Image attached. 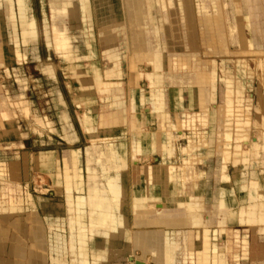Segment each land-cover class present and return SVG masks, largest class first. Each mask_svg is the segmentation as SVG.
I'll list each match as a JSON object with an SVG mask.
<instances>
[{
    "label": "rangeland",
    "instance_id": "1",
    "mask_svg": "<svg viewBox=\"0 0 264 264\" xmlns=\"http://www.w3.org/2000/svg\"><path fill=\"white\" fill-rule=\"evenodd\" d=\"M94 1L28 0L32 9L31 20L33 22L28 24L27 34L30 36L29 40L37 39L36 53L30 49L32 44L25 43L22 37H19L18 42L11 40L12 31L9 30L0 14V131L9 130V132L0 134V164L8 162L16 169V171L8 169L3 171L4 173L0 171V201L7 203L12 198L17 201L20 199L21 202L24 201V205L33 206L36 196H51L52 193L61 189L62 185L65 188L64 170L68 189H71L73 175L77 177V180L83 181L85 178L87 180L91 177V172L96 175L93 176L96 181L95 185L100 186L98 181L101 180V173L102 176H107L104 173L107 168L104 167L105 155L110 158V154L114 153L115 158L116 153L121 155L124 150V143H120L116 147L111 139L100 137L97 131L98 127L102 129L110 125L112 118V122H114L113 107L116 112L119 103L117 93L123 95L121 79L123 76L129 78L133 73L132 84L134 87L130 94V96L134 94L132 106L135 102L139 108L142 102L150 99L153 102L156 98V87L152 85L156 81L151 56L143 55L142 59H138L135 52L128 48L131 32L136 30L140 34L141 27L144 26L148 28L149 32H153L154 41L158 42L162 48L161 60L164 68L162 76L164 78L168 77V81L175 84L176 77L186 79L190 74H196L206 82L202 88L208 92L210 101L205 103L204 100V107H206L197 109L206 119V123L196 122L197 131L205 130L211 125L220 127L218 134H208V141H212L209 145L215 155H218L223 149L221 162L224 164V169L226 170V167L232 165L237 172L236 175L238 174L237 182L240 189L244 193L247 192L249 164L252 162L256 176H259V172L261 173L264 169V115H259L260 113L264 114V95L262 99L258 95V90L264 92V43L261 41L264 40V10H262L264 6H260V16H258L255 11L257 7L250 0L244 1L245 8L241 2L240 8L245 10L247 16H251L252 27L255 36H257L254 37L253 49H242L236 44L239 28L237 19L236 33L231 34L233 38L228 36L227 25L230 20V22L233 21L231 16L232 0H218L223 23L221 26L215 20V11L212 7L216 0H178V7L176 6L177 0H161L163 6L159 11L152 6V2L155 3L158 0H150L151 3L147 0H138L142 4L137 10L134 8V12L137 14L138 11L139 20L137 18L132 20L129 16L126 5L128 0H108L103 5H98ZM130 2L132 1L130 0ZM73 4L77 6L75 7ZM79 4H81L82 12L75 14L73 8H77ZM203 12H206V15H202ZM245 26V35L250 37L247 29L248 23ZM201 27L204 30L200 29ZM218 29L223 30L222 33L226 40L224 45L223 42L221 43L223 38L217 36ZM111 35L114 42L111 45L119 47L120 52L116 57L121 63L122 70L120 69L121 73L116 74L117 79L108 78V73L112 70V62L103 54L104 42ZM45 36H47V42H45ZM174 58L180 59L178 64L174 62ZM238 58L241 59L236 61ZM147 71L150 72V79L147 78ZM223 72H225V80L228 75L232 81L230 83V80L227 79L230 84L226 83L225 101L222 103L221 87L223 85L220 78ZM209 74L216 78L217 92H215L214 99L209 82L207 83ZM142 77L147 79L149 84L147 88L152 93H150L149 99L133 93L139 89H136L135 85ZM187 80L189 82V79ZM176 91L177 88L175 97ZM262 92L261 94H263ZM153 94L155 95L152 96ZM84 95L95 96L93 98H96L98 117L91 114L90 111H84L79 115L82 127L84 120L89 116L87 124L83 127L87 136H84L76 124V130L79 132L81 140L73 146H80L83 151L85 149L83 165L81 166V154L78 148H75L78 150H69V154L64 157V165H62L61 150L72 147V144L66 143L62 139L65 124L60 116L66 112V106L70 110L73 109L71 101L80 107L77 111L86 110V105L89 102H81L85 98ZM205 96L199 94L201 100H207ZM110 99L112 102L109 101ZM189 103H191L190 99ZM179 106L178 102V109ZM256 106L259 107V113L253 111V107L255 109ZM220 108L223 109V112H220ZM78 112L80 113V111ZM188 112L194 111L185 110L177 113L174 117L175 121H170L172 123L171 133L180 137L177 139L179 144H185L187 141V134L184 133L187 128L181 119H184ZM163 114L170 116L168 109ZM96 118L98 120L100 118V121L98 122ZM100 135L105 136L107 133L101 132ZM202 135H195V141L203 143ZM90 136L93 137L89 139ZM165 136L162 132L158 133L159 145L164 141ZM137 138V135H134L133 144ZM255 138L258 139V142L254 145ZM105 145L111 146L113 151L106 150ZM188 153L191 152L185 154ZM160 169L153 166L150 168V174L156 170L153 174L157 175L158 182L163 177L162 169ZM225 170L222 171V174L227 172ZM188 171L194 173L193 166H190ZM121 172L122 170L119 169L111 178L120 180ZM109 173H113L112 170ZM230 181V176L227 174L223 182L229 185ZM184 182L190 184L193 181L185 179ZM102 186L106 189V185ZM224 187L234 202L231 187ZM257 191H261V187H258ZM242 197L239 198V203L241 202V205L245 206L248 201L244 195ZM260 197L262 198V196ZM108 199L114 206V211H122V198L116 199L113 195H108ZM176 202L178 200L164 199L157 204L164 203L174 207ZM136 203L135 209L136 205L141 208H144V205L147 206L142 200H137ZM181 203L189 213L192 212L191 214L196 211V208H192V204L200 205V207L204 205L203 199L199 195L187 197L181 200ZM241 211L244 213V209ZM230 215L231 210L228 211L229 226L232 225L230 221H233ZM18 216L23 215L15 212L11 214L10 220L13 221V218ZM116 216L123 215L117 214ZM186 216H190V214ZM256 217L263 220L264 213H260V216L256 215ZM3 221L0 218V225L13 231L7 221ZM239 221L243 223L240 217L237 218L236 223ZM258 222L259 220H257ZM69 225L68 232H70ZM48 226L53 231L58 227V224L49 222ZM232 228L236 230L235 232L239 230L241 238L246 235L247 243L244 251L239 243L236 244L232 231L228 233V238L224 237L225 241L231 240L229 243L231 249L227 256L228 264H264V232L248 226L236 225ZM234 255H236V259Z\"/></svg>",
    "mask_w": 264,
    "mask_h": 264
},
{
    "label": "crops",
    "instance_id": "2",
    "mask_svg": "<svg viewBox=\"0 0 264 264\" xmlns=\"http://www.w3.org/2000/svg\"><path fill=\"white\" fill-rule=\"evenodd\" d=\"M244 1L234 0L237 24H239L236 44L242 49H253L254 37L257 36H255L252 27L251 16H247L245 10L240 8L241 2L245 8ZM250 1L257 7L255 11L260 16V6H264V0ZM218 4L217 1L212 4L215 18H221ZM156 7H159V4ZM203 13L205 14L202 15H206V12ZM245 22L248 23L247 29L250 37L245 35ZM144 29L145 26L141 28L140 33ZM261 41L264 43V40ZM243 45L245 47H242ZM157 46V48H161L159 45ZM134 52L138 59H142L143 55H148L140 50ZM103 54L105 55V52ZM149 54L151 56L157 53L150 52ZM179 61L180 59H174L176 64ZM118 62L112 66L108 78H118L116 74L121 73L122 70L121 63L119 60ZM143 66L141 67L142 70ZM163 69L162 66L161 72ZM154 70L156 83L153 82V86L156 87L155 94L158 100L153 97V102L152 99L142 102L139 108L134 102L132 106L134 94L132 96L130 94L134 87L132 84L133 73L129 78L123 76L121 79L123 95L117 93L120 105L118 104L116 112L113 107L114 122H112V118L111 124L107 127L102 129L98 127L99 136L111 139L116 147L120 143H124V150L121 155L116 153L115 158L113 157L114 153L111 154L110 158L105 155L104 167L107 168L104 173L107 176H102L101 173V180L98 181L100 186L95 185L96 181L91 172V177L86 180L85 175L83 181L77 180V177L73 175L72 184H70L71 189H68L64 170L66 188L62 185L61 189L55 191L54 194L52 193L51 196H36L33 206L24 205V201L21 202L20 199L17 201L12 198L7 203L0 201V218L7 221L13 229L12 231L0 225V264H108L112 263L113 260L117 261L113 254L116 247L120 248L122 252L128 253L130 251L136 257V261L143 264H228L227 256L231 249L229 246L231 240L225 241L224 237L228 238V233L232 231L236 244L239 243L244 251L247 243L246 235L241 238L239 230L235 232L236 230L231 229V227L236 225L248 226L264 232V224H258V217H256L264 209V186L261 185H264V169L261 173L259 172V176H256L252 162L249 164L248 188L245 193L240 189L237 182L238 174L236 175L237 172L232 165L227 167L226 174H222L224 164L221 162V151L223 149L218 155H215L209 145L212 141H208V134H218L220 127L211 125L198 132L196 122L206 123V119L200 112H188L185 114V118L181 119L187 128V132L184 131L187 134L186 143L179 144L177 141L172 143L173 134L171 133L172 123L170 121H175L174 117L177 113L184 110L196 111L205 105L204 101L199 98V94H202L203 91V83L199 76L190 74L191 76L189 75L186 79L176 77V80H173L175 84H172L168 81V77L158 78L156 69L154 68ZM146 74L147 78L150 79V72L147 71ZM214 82L211 85L213 99L216 95L215 92H217L216 78ZM220 82L223 85L221 87L223 103L226 90L225 72H223ZM147 85L148 81L145 77L138 79L135 87L140 90L138 89L133 93L146 98L150 97ZM179 92L184 94L185 108L180 105L178 109ZM84 96L85 98L81 102H89L86 105V110H78L79 113L77 109L80 107L71 101L73 109L70 110L66 106V112L60 116L65 124L62 139L66 143L72 144V147L61 150L62 165H64V157L69 154L70 149L80 150L81 166L83 165L85 149L83 151L82 147L73 146L81 140V136L76 130V124L84 136H87L80 123L79 115L84 111H90L91 114L98 117L96 98H93L95 96ZM189 99L191 103H189ZM61 101L64 102L63 99ZM90 101L93 102L90 103ZM109 101L112 102V99ZM167 109L169 117L163 114ZM96 119L98 122L100 121V118L99 120ZM223 131L225 132V129ZM1 132H9V130L0 131V134ZM101 132L107 133V135L102 136L100 135ZM159 132L166 135L160 145L157 138ZM199 134H203V143L194 139L196 138L195 135ZM205 134L207 135L205 136ZM134 135H137L138 138L133 144ZM92 137L90 136L89 139ZM95 137L98 138V136ZM106 145V150L111 149L113 151L111 146ZM187 152L191 153L185 154ZM189 156L191 157L189 158ZM152 166L162 169H160L163 173L161 181L158 182L157 175L153 174L156 170L150 174ZM190 166H193L194 173L188 171ZM8 169L16 171L11 163L0 164L2 173ZM119 169L122 170L120 180L111 178ZM110 170L113 173L110 174ZM227 174L231 180L229 185L223 182ZM192 175L198 177L194 180ZM105 178H107V184ZM185 179H190L193 182L185 184ZM103 184L106 185L107 190L102 186ZM224 186L231 187L234 202H232V196L230 197L229 193L225 191ZM258 187H261V191H257ZM107 194L113 195L116 199H123L121 209L124 213L113 210L114 206L110 204ZM194 195L201 196L204 203L203 209L193 211L195 216L201 217L200 226L194 224L193 219L186 216L192 212L189 213L181 203V200ZM242 195L247 198L249 204L254 203L241 205L239 198ZM164 199L178 200L173 205L174 207L166 210V214H163L159 207L162 203L157 204ZM137 200H142L147 206L144 205V208H141V206L136 205L135 209ZM242 209H244V213L241 211ZM230 210V217L233 220L230 221L231 226L228 225V211L230 212ZM15 212L22 213L23 216L12 217L13 221H11L10 216ZM117 214L123 216L118 217ZM171 214L179 215V218L172 219L169 217ZM239 217L247 225L241 221L236 223ZM164 218L168 221L163 222ZM49 222L58 224V227L51 231L48 226ZM68 224H70V232H68ZM228 248L229 250H227ZM121 255H119L118 262L127 264ZM234 257L236 259V255Z\"/></svg>",
    "mask_w": 264,
    "mask_h": 264
},
{
    "label": "bare ground",
    "instance_id": "3",
    "mask_svg": "<svg viewBox=\"0 0 264 264\" xmlns=\"http://www.w3.org/2000/svg\"><path fill=\"white\" fill-rule=\"evenodd\" d=\"M132 2H130V0H128V4L126 3V5L128 6V11H129V16L132 18V20H134V19H136L137 18V20H139V16H138V11H137V14H136V12H134V8L137 10V8H139V6L142 4L140 1H138V0H131ZM148 2H152V1H150V0H147ZM154 1H156V0H154ZM217 1V3H219V1L218 0H216ZM96 4H98V5H103L105 2H108V0H95L94 1ZM126 2V1H125ZM177 2L178 3H176V6L178 7V5H179V1L177 0ZM155 4H156V6H158V4H159V7L160 8H162V6H163V3H162V1L161 0H158V2H152V6L154 7V9L156 8V10H160V8L159 7H155ZM182 4V3H181ZM75 7L77 6V5H75V4H73ZM223 5V4H222ZM228 5V4H227ZM218 6H220L219 4H218ZM129 7H132V8H129ZM231 8H232V12H231V16H232V19H233V21L232 22H230L229 21V23H228V25H227V29L229 30L228 32H229V37H231V38H233V35H231L232 33L233 34H235L236 33V29H237V24H236V12H235V6H234V0H232V4H231ZM0 9H1V13L0 14H2V17H3V21L6 23V25L8 26V28H9V30H11L12 31V34H11V40H15L16 42H18V39H19V37H22V39L24 40V42L25 43H27V42H29V43H31L32 44V47L30 48L31 50H32V52L33 53H36V45H37V39H33V40H29V38H30V36L27 34V30H28V24H30V22L32 21L31 20V13H32V9H31V7H30V5H29V3H28V0H1V5H0ZM85 9V8H84ZM135 10V11H136ZM73 11H74V13L76 14V13H81L82 12V9H81V4H79L78 5V7L77 8H73ZM166 12V11H165ZM223 12V11H222ZM62 14V13H61ZM205 14V13H204ZM219 14H220V11H219ZM224 15V14H223ZM225 16V15H224ZM154 17V16H153ZM64 18H66V17H64ZM72 19V18H71ZM70 19V20H71ZM224 19V18H223ZM215 20H217V22H219V23H217V24H220V26H221V24H223L222 23V19L221 18H215ZM64 21V20H63ZM33 22V21H32ZM35 22H37V21H35ZM163 22V21H162ZM210 22V21H209ZM178 23V22H177ZM62 24V23H61ZM60 24V25H61ZM33 25V24H32ZM166 25V24H165ZM28 26V27H27ZM59 26V25H58ZM33 27V26H32ZM61 27V26H60ZM204 27V26H203ZM36 28V27H35ZM59 28V27H58ZM141 28H143V27H141ZM172 28V27H171ZM205 28V27H204ZM204 28H200V29H202V30H204ZM67 29V28H66ZM150 29V28H149ZM156 29V28H155ZM194 30V29H193ZM67 31H68V29H67ZM136 31V30H135ZM223 31V30H222ZM222 31L221 30H219L218 29V31H217V36L218 37H221V38H223V40L221 41V43L223 42V45L224 44H226V40L224 39V33H222ZM37 32H38V30H37ZM41 32V31H40ZM160 32V31H159ZM169 32V31H168ZM238 32V31H237ZM165 33H166V30H165ZM38 34V33H37ZM41 34V33H40ZM202 34H205V33H202ZM63 35V34H62ZM207 35V34H206ZM67 37V36H66ZM110 38H112V40H110ZM170 38V37H169ZM205 38V37H204ZM220 38V39H221ZM155 39L153 38V32H149V30H148V28L147 27H145V29L140 33V34H135V32L134 31H132L131 32V39H130V45L128 46V48H130L133 52L134 51H136V50H140V51H143V52H146L147 54H148V56H150V52H155V53H157V54H155V55H151V59H152V65L154 66V68L156 69V72H157V77L158 78H163L162 77V72H161V68H162V60H161V54H162V48H157L158 46V42H155L154 41ZM158 41H159V39H158ZM161 41V40H160ZM178 41V40H177ZM233 41V40H232ZM45 42H47V36H45ZM66 42V41H65ZM65 42H64V44H65ZM208 42V41H207ZM114 42H113V37H112V35L108 38V39H106V41L104 42V46H105V49H104V52H105V55L107 56V58L112 62V66L113 65H115L116 63H119L118 62V59H117V57H116V55H118V54H120V52H119V50H118V48H117V46H115V45H111V44H113ZM169 43V42H168ZM171 43H172V41H171ZM228 43V42H227ZM175 44V43H174ZM19 45V44H18ZM9 46V45H8ZM157 46V47H156ZM226 46V45H225ZM171 47V46H170ZM175 47V46H174ZM179 48H180V46H179ZM16 49V48H15ZM176 50H177V48H176ZM207 50V49H206ZM14 52H16L15 50H14ZM252 52H254V51H252ZM159 53V54H158ZM209 53V52H208ZM36 57H38L37 55H36ZM179 57V56H178ZM227 58V57H226ZM117 59V60H116ZM174 59H178V58H174ZM239 59H241V58H238L236 61H238ZM229 60V59H228ZM214 61V60H213ZM215 61H216V59H215ZM240 62V61H239ZM110 63V62H109ZM214 64V63H213ZM213 66V65H212ZM119 67V66H118ZM118 70V69H117ZM150 70H151V68H150ZM154 70V69H153ZM212 71V70H211ZM155 75V74H154ZM200 75H202V74H200ZM209 77H208V81H207V83L209 84V86L211 87V85H212V83L215 81H213V78H215V77H213V75L212 74H209L208 75ZM227 77V79L228 80H230V83H231V81H232V79L227 75L226 76ZM227 79H226V83H228V84H230L228 81H227ZM201 80V82L203 83L202 85L204 86L205 84H206V82H204L202 79H200ZM215 83V82H214ZM149 85V84H148ZM151 85V84H150ZM153 85V84H152ZM162 85V84H161ZM262 85V84H261ZM202 86V87H203ZM227 86V85H226ZM258 87H259V85H258ZM151 89H153V88H151ZM160 89V88H159ZM228 92V91H227ZM261 90H258V95H259V97L262 99L263 98V95H264V92H262L263 94H261ZM119 93V92H118ZM151 93V92H150ZM202 94L203 95H206L205 97L207 98V100L206 99H203V101L205 100V103L206 102H209L210 101V96L208 97V92H206L204 89H203V91H202ZM155 95V94H154ZM154 95H152V96H154ZM214 96V95H213ZM262 96V97H261ZM205 97H203V98H205ZM156 100H158V98L156 97L155 98ZM120 101V100H119ZM123 101V100H122ZM178 102H179V104L181 105V106H183L184 107V94H181L180 92H179V97H178ZM249 102V101H248ZM258 102V101H257ZM204 103V104H205ZM119 104V103H118ZM256 104V103H255ZM120 105V104H119ZM161 105H163L162 103H161ZM235 105V104H234ZM237 105V104H236ZM264 105V104H263ZM217 107V106H216ZM237 107V106H236ZM185 108V107H184ZM202 108H205L204 107V105H203V107ZM256 109V110H255ZM254 109V107H253V111H257L256 113H259V107L258 106H256V108ZM262 109V108H261ZM185 111V110H184ZM194 112H198V110H196V111H194ZM220 112H223V109L222 108H220ZM228 112V111H227ZM208 113V112H207ZM222 115H223V113H222ZM254 115H257V114H254ZM259 115H264V114H259ZM253 117V116H252ZM87 119L86 120H84V122H83V127H85V124H87V122H88V116L86 117ZM263 118V117H262ZM198 119V118H197ZM196 120V119H195ZM263 120V119H262ZM259 121V120H258ZM67 123V122H66ZM122 125V124H121ZM70 126H71V124H70ZM229 126H228V124H227V128H228ZM72 128V127H71ZM84 130H85V128H84ZM222 132V131H221ZM68 135V134H67ZM74 136V135H73ZM177 136V135H176ZM175 135H173L172 136V143H174L175 141H177V139H179L178 137H176ZM70 141V140H69ZM258 142V139L257 138H255L254 139V141H253V144L255 145L256 143ZM179 143V142H178ZM136 145V144H135ZM176 150V149H175ZM226 154V153H225ZM111 155V154H110ZM113 155V154H112ZM114 157V156H113ZM138 157V156H137ZM117 160H118V158H117ZM122 165V164H121ZM226 167V166H225ZM227 168V167H226ZM225 169H224V167H223V171H224ZM227 171V169L225 170V172ZM105 172V171H104ZM223 173V172H222ZM224 174H226V173H224ZM107 175V174H106ZM95 176V175H94ZM193 176V175H192ZM196 178V175L195 176H193L192 178ZM195 178H194V180H195ZM85 180V179H84ZM116 180V179H115ZM88 182V181H87ZM76 183V182H75ZM196 183V182H195ZM121 184V183H120ZM112 185V184H111ZM84 187V186H83ZM66 188V187H65ZM96 188H98V187H96ZM196 188H197V185H196ZM195 188V189H196ZM109 189V188H108ZM106 190H107V188H106ZM111 190V189H110ZM73 191V190H72ZM203 199V198H202ZM71 200V199H70ZM106 201H107V199H106ZM223 206H224V204H223ZM73 207V206H72ZM98 207V206H97ZM160 208H161V211L163 212V214H166L165 212H166V210H168L171 206H169V205H166V204H161L160 206H159ZM203 207H204V205L202 206V207H200V205H194V204H192V208H196V211H198V210H201V209H203ZM70 208V207H69ZM101 208V207H100ZM198 209V210H197ZM68 210V209H67ZM70 210V209H69ZM87 211H89V210H87ZM117 212V211H116ZM93 213V212H92ZM177 213V212H176ZM260 213H264V209L263 210H261L260 211ZM260 213H259V216H260ZM88 217V216H87ZM119 217V216H118ZM162 217V216H161ZM170 218H172V219H176V218H179V215H175V214H171L170 216H169ZM168 217V218H169ZM187 217H190L191 219H193V221H194V224H197L198 226H200L201 225V223H200V219H201V217L200 216H195L194 215V213L193 214H190V216H187ZM246 217V216H245ZM167 218V217H166ZM166 218H164L162 221L163 222H167L168 220H166ZM257 220H259V224H264V218H263V220L261 219V218H258ZM93 227V226H92ZM92 231V230H91ZM91 233V232H90ZM104 233V232H103ZM110 233V232H109ZM91 235V234H90ZM113 241V240H112ZM135 241V240H134ZM66 242V241H65ZM64 242V243H65ZM136 244V243H135ZM67 246V245H66ZM113 247V246H112ZM87 248V247H86ZM125 248V247H124ZM136 248V247H135ZM119 249V250H118ZM134 250V249H133ZM63 251H65L64 249H63ZM93 252V251H92ZM113 252V251H112ZM124 253V254H123ZM90 254V253H89ZM101 254V253H100ZM114 257L115 258H117V261L115 262L114 260V262L112 261V263H108V264H120L119 262H118V258H119V255H121V256H123V258H124V260H125V262L127 263V264H143V263H140V262H138V261H136V257L130 252V251H128V253L127 252H122L121 250H120V248H114ZM69 255V254H68ZM102 255V254H101ZM117 255V256H116ZM95 256V255H94ZM93 256V257H94ZM99 256V255H98ZM71 258V257H70ZM70 262V261H69ZM90 262V261H89ZM122 263V262H121Z\"/></svg>",
    "mask_w": 264,
    "mask_h": 264
}]
</instances>
